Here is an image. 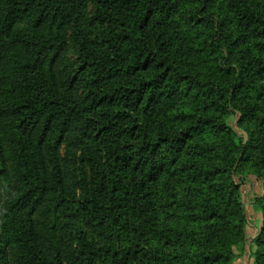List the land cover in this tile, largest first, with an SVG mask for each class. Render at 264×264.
Returning a JSON list of instances; mask_svg holds the SVG:
<instances>
[{
  "label": "trees",
  "instance_id": "16d2710c",
  "mask_svg": "<svg viewBox=\"0 0 264 264\" xmlns=\"http://www.w3.org/2000/svg\"><path fill=\"white\" fill-rule=\"evenodd\" d=\"M249 168L264 0H0V264H234Z\"/></svg>",
  "mask_w": 264,
  "mask_h": 264
},
{
  "label": "rangeland",
  "instance_id": "374dc122",
  "mask_svg": "<svg viewBox=\"0 0 264 264\" xmlns=\"http://www.w3.org/2000/svg\"><path fill=\"white\" fill-rule=\"evenodd\" d=\"M87 16L89 19L93 16V6L90 3L88 5ZM250 46L253 45V38H249ZM69 58L73 60L74 54L72 51L69 53ZM240 115L236 113V121L233 120L237 131L244 138L245 143H249L252 139L257 140L261 136L259 128L256 126L257 123L250 119L248 121L249 126H253L254 137L249 133L248 130L237 125ZM257 148L253 152L258 153L260 151L261 142H256ZM263 151V150H262ZM236 185L239 186L240 199L242 201V206L244 209V214L246 215L245 223V238L235 244L232 249L234 253V264H255V253L257 249L256 240L261 233L264 226V215L262 211L258 210L256 205L258 200L264 196V178L260 177L256 171L249 168L248 175L243 174L242 177H235Z\"/></svg>",
  "mask_w": 264,
  "mask_h": 264
}]
</instances>
